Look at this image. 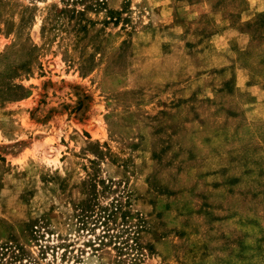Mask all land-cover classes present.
<instances>
[{"label": "rangeland", "instance_id": "374dc122", "mask_svg": "<svg viewBox=\"0 0 264 264\" xmlns=\"http://www.w3.org/2000/svg\"><path fill=\"white\" fill-rule=\"evenodd\" d=\"M0 264H264V0H0Z\"/></svg>", "mask_w": 264, "mask_h": 264}, {"label": "trees", "instance_id": "16d2710c", "mask_svg": "<svg viewBox=\"0 0 264 264\" xmlns=\"http://www.w3.org/2000/svg\"><path fill=\"white\" fill-rule=\"evenodd\" d=\"M16 89H18V90H20L21 92H24V88H23V86H21V85H17L16 86ZM23 95H21V94H19V97H22Z\"/></svg>", "mask_w": 264, "mask_h": 264}]
</instances>
